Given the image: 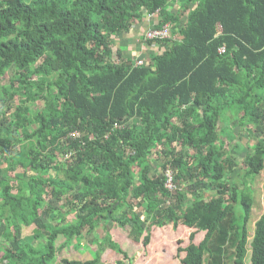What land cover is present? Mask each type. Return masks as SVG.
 Wrapping results in <instances>:
<instances>
[{"label": "trees", "instance_id": "obj_1", "mask_svg": "<svg viewBox=\"0 0 264 264\" xmlns=\"http://www.w3.org/2000/svg\"><path fill=\"white\" fill-rule=\"evenodd\" d=\"M156 14L170 35L140 33L150 61L116 58L115 37ZM13 69L0 84L1 264H101L108 249L124 264L120 240L147 247L169 224L196 229L183 264H264V211L248 235L264 168V0H0V78ZM231 119L258 134L245 156ZM101 226L92 259L56 262Z\"/></svg>", "mask_w": 264, "mask_h": 264}, {"label": "rangeland", "instance_id": "obj_2", "mask_svg": "<svg viewBox=\"0 0 264 264\" xmlns=\"http://www.w3.org/2000/svg\"><path fill=\"white\" fill-rule=\"evenodd\" d=\"M177 8H178L177 6L174 7V9H177ZM158 18L159 17L157 16V14L156 16L151 15V16H148V18L145 19L142 23L136 24L134 26V30H136V32L135 33L130 32L128 36L126 37L127 39L121 38V37H115V39L118 42V43H115L114 45L115 46L114 47L115 57L117 58L118 57L117 54L121 52L122 58L123 57L129 58L130 55H132L133 61L134 60L139 61V60H145V59H148V61H150L151 57L155 53V48L154 46H152V44H148L147 41L142 37V35H140V33L145 32L147 29L152 27ZM155 33L156 32H153V34ZM15 75L16 74L13 69L12 71L8 72L6 75L0 78V84L4 86L9 85L10 80L14 78ZM12 103H14V101ZM41 106L42 104H39V108H41ZM0 109L1 110L7 109V105L3 103V99H0ZM232 117L233 118L235 117L234 114H231V118ZM229 119L230 118L225 119L221 122L222 128L225 127ZM235 122L236 120L231 119L228 123V128L234 129L237 135H241L242 138L240 142L244 148V151L241 154V156H245L246 150H247L246 148L256 143V137H258L257 136L258 134H255L254 136L253 135L250 136L248 133L242 132L241 131L242 128L240 126L234 125ZM222 136L226 140V143L230 146L229 139L227 138L225 132L223 133ZM72 152H73L72 150L67 148L66 151L60 156V160L62 161L68 160ZM151 153H152V157L158 158L159 155L161 156V148H159L158 151L154 150ZM153 162H152L153 163L152 166L154 167L155 170H157L158 174L162 173L164 174L165 177H167V175L169 176L170 178L169 184H168V178H167L166 185L168 184L170 188H173V184H172V180H173L172 175H174L173 169L171 167H168L166 169L164 167H161L159 170V166L161 165L160 162H164V161L163 160L160 161L158 159L157 162L156 161H153ZM30 175H33V172H31V170L29 169L27 173L23 175V178L28 179ZM184 183H185L184 180H181L179 185L186 186L187 183L186 184ZM251 183H252V188H253V196H254L253 203L254 204L252 206L251 217L248 221L249 237H252L254 235L255 230H256V223L264 211V168L258 175H256L253 178ZM174 186H175V183H174ZM213 193L214 192L212 191L211 192L208 191L206 195L211 196L213 195ZM195 230L196 229L188 228L187 226L183 224L182 225L180 224L176 230L174 229L172 224H169L164 227H159L155 225L151 227L152 242L149 245L150 248L149 246L145 247L142 243H131L130 242L132 241L131 238L129 239L125 238L127 239L125 242L120 240L122 243H124V247L131 250L129 255L132 258L129 260L124 259V264H183L181 260L185 256V252L183 251L178 252V247L179 246L182 248L186 247L190 243L189 234ZM29 231L30 229H27L26 234L24 235L29 234L30 233ZM98 233L100 237L105 234V230L103 226L99 227L98 230L94 234L93 232H89V231L86 232L84 234L85 238L82 240L83 243H87L88 246H90L91 248L95 250L96 247L95 246L92 247L90 242H92L95 237H98ZM204 234H205L204 232H199V233L197 232L194 242L196 243L199 242L204 237ZM123 235L125 236L124 231H123ZM63 241H64V238L60 237L58 240V244H60ZM70 249H74V248H70ZM233 249L234 248H232L229 245L226 251L229 250V252L232 253ZM111 251L115 252L114 250H111ZM93 252L87 247L85 248L84 246H83V249L79 248L78 251H74V250L64 251L63 249L57 253L58 260L56 262L57 263L61 262V260L66 257L68 259H75V260L83 261L90 257L92 258ZM115 254H118V253L115 252ZM115 254L110 253V256L107 257V255L105 256V253H104L102 256V263L103 264H114V262H116L117 260L121 258L123 259L122 255H115ZM1 263L2 262H0V264ZM230 263L231 261L227 259L226 264H230Z\"/></svg>", "mask_w": 264, "mask_h": 264}, {"label": "built area", "instance_id": "obj_3", "mask_svg": "<svg viewBox=\"0 0 264 264\" xmlns=\"http://www.w3.org/2000/svg\"><path fill=\"white\" fill-rule=\"evenodd\" d=\"M153 32H156L155 34H153ZM145 37L147 39H155L156 37H167L170 35L169 31H168V25H166L163 29H156L154 28V26L150 27L149 29H147L145 32ZM221 51H224V48H221L220 49ZM74 136H79L78 133H73ZM173 176V180H172V184H173V188H174V182H175V177L174 175ZM167 178H168V184H169V176L167 175ZM166 185L167 187H169V185ZM170 188V187H169ZM173 188H170V189H173Z\"/></svg>", "mask_w": 264, "mask_h": 264}, {"label": "crops", "instance_id": "obj_4", "mask_svg": "<svg viewBox=\"0 0 264 264\" xmlns=\"http://www.w3.org/2000/svg\"><path fill=\"white\" fill-rule=\"evenodd\" d=\"M25 231V230H24ZM26 234V233H25ZM99 234V233H98ZM96 236V235H95ZM85 238V236L83 237V239ZM82 239V240H83ZM95 239L96 238H94L93 239V241L92 242H90V244L92 245V247H96V245H95V243H94V241H95ZM201 241V240H200ZM199 241V242H200ZM131 242V241H130ZM131 243H133V242H131ZM198 243V242H197ZM151 244V243H150ZM83 246L86 248H88V249H90L92 252L93 251H95L96 250V248H95V250L93 249V248H91L90 246H88V244L87 243H83V241H81V246H80V249H83ZM148 247V246H147ZM149 248H150V246H149ZM112 254V253H111ZM113 254H115V253H113ZM107 255V257H109L110 256V253H109V249L105 252V256ZM93 257H94V253H93ZM92 257V258H93ZM91 257L90 258H88V259H86V260H83V262H85V261H87V260H89V259H92ZM122 259V258H121ZM72 260V259H71ZM80 261H82V260H80Z\"/></svg>", "mask_w": 264, "mask_h": 264}]
</instances>
